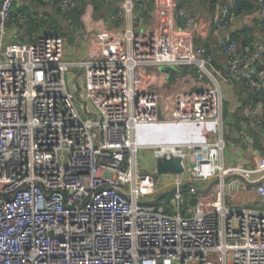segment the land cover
<instances>
[{"label": "built area", "instance_id": "built-area-1", "mask_svg": "<svg viewBox=\"0 0 264 264\" xmlns=\"http://www.w3.org/2000/svg\"><path fill=\"white\" fill-rule=\"evenodd\" d=\"M18 0H0V264H264V162L225 165L216 141H157L140 145L143 125L212 123L220 129V71L202 46L180 49L178 27L194 38V21L173 0H116L111 19L90 36L81 20V58L65 61L66 36L22 41L8 34ZM209 1V0H207ZM72 30L76 0H56ZM260 16L264 19V0ZM242 12L222 6L214 21L224 31ZM241 56L226 36L221 51L229 78L253 87L248 106L264 127V39ZM144 66L170 67L169 92L138 89ZM81 75L83 87L68 84ZM192 69L196 81H187ZM180 157L183 171L140 169L137 151ZM167 182V181H166ZM209 190L182 202L185 184ZM169 193V194H168ZM159 200L155 201L159 196ZM244 195L248 204L240 203ZM165 196L167 199L162 200Z\"/></svg>", "mask_w": 264, "mask_h": 264}, {"label": "crops", "instance_id": "crops-1", "mask_svg": "<svg viewBox=\"0 0 264 264\" xmlns=\"http://www.w3.org/2000/svg\"><path fill=\"white\" fill-rule=\"evenodd\" d=\"M158 2L159 0H154ZM233 0H173L175 13L179 9H185L189 17L194 21V38L187 40L182 34V24L176 21L178 27V46L180 49H193L196 46L209 48L213 55V64L220 71L216 82L222 97L223 109L220 129L212 123L214 134L201 130L203 124H178L157 126L166 137H171L170 142L189 141L206 142L216 141L221 138L225 142L222 151V159L225 165H234L239 162L246 163L249 167H257L264 162V127L262 129L253 125L249 119L248 106L255 96L253 87H246L235 78H229L226 66V57L221 51V41L226 36L235 39L239 44V54L247 56L250 53L249 41L264 39V19L260 16L261 4L259 0H243L250 4V8L243 11L241 16L234 20L224 31L217 30L214 21L219 10ZM56 0H18L13 9L18 12L15 22L8 25L9 34L18 33L22 41H29L40 34L47 32L49 27L62 28L64 35L70 34L71 27L66 20V15L57 9ZM117 7L116 0H103L102 8L98 11L87 2L79 11L77 22L81 20L86 29L89 28L90 36H94V30L98 26H118V20L111 19ZM39 26V29L37 28ZM75 36V35H74ZM67 39L65 48L68 46ZM76 60L82 53L77 44L72 43ZM165 68L167 70H165ZM187 81L194 83L197 79L192 69L185 73ZM178 77L170 67L149 66L139 72L135 81L138 89H154L158 93L169 92V85L164 86L165 81L173 82ZM264 110V107H263ZM180 126L183 133H178L176 127ZM174 138V140H173ZM207 184H201L199 188ZM202 189V188H201ZM250 196L244 195L247 202ZM248 203V202H247Z\"/></svg>", "mask_w": 264, "mask_h": 264}, {"label": "rangeland", "instance_id": "rangeland-1", "mask_svg": "<svg viewBox=\"0 0 264 264\" xmlns=\"http://www.w3.org/2000/svg\"><path fill=\"white\" fill-rule=\"evenodd\" d=\"M75 25L77 26V28L75 30H70V34L77 36V35H79V31H80V28L78 27L79 23L77 21H75ZM8 34H9V32H8ZM72 46H73L72 44H68V46L65 48L64 58H63L65 61L73 62L76 60V57L70 48ZM67 78H68V84H69L71 89H72L73 83H77V86L80 89H82L83 79H82L81 75L76 77V73H75L74 69H71V72L68 73ZM200 126H201V130L204 132H209L211 134L215 133V130H214V127L212 124H203ZM169 127H171V126H169ZM176 130L178 133L184 132L181 130L180 126H177ZM156 135H159L163 142L171 141L170 139H172L171 137H166L161 131H159L157 126L143 125V126L139 127L138 132H137L138 143L140 145L151 144V143L158 140L155 137ZM173 140H174V138H173ZM137 162H138V166L140 169L144 170L145 172H153L155 158L153 157V153H152L151 148H148L146 146L140 147L137 151ZM166 178H167L166 176L161 175L157 178V180H159V183H166L165 185H167L170 182L168 179L166 180ZM239 201L241 204H244V205L248 204L247 202H245L244 198H241ZM182 202L184 204L187 203V200L185 199L184 193H183Z\"/></svg>", "mask_w": 264, "mask_h": 264}, {"label": "trees", "instance_id": "trees-1", "mask_svg": "<svg viewBox=\"0 0 264 264\" xmlns=\"http://www.w3.org/2000/svg\"><path fill=\"white\" fill-rule=\"evenodd\" d=\"M76 1H77V7H76V10L74 11V13L72 15V17L74 18L75 21L77 20V16L79 15V11H81L83 9V7L85 6V4L87 2H90L94 6L96 11L100 10L102 8V4H103V0H76ZM209 1H211V0H209ZM231 3L235 4V11L237 13L238 12H243V11H245V10H247V9H249L251 7L249 3H246L243 0H233ZM231 3H227L225 5H230ZM13 13H14L13 19H12V21H10V23L15 22L16 18L18 17V15H20L14 9H13ZM37 28L39 29V26ZM47 30L48 31L45 32L44 34L56 33V34H59V35H62V34L64 35V33H65V32H63L62 28H59L57 26L54 27V28H52L50 26L49 29H47ZM251 41H252V39L249 41V43ZM205 49L208 50L210 53H212V51L209 48H205ZM246 87H249V86H246ZM251 98L253 100L251 104H255V103H259L260 102V97H259V94L257 92H255V96L251 97ZM251 104H249V105H251ZM183 193L185 195V199L187 200L186 204H192L194 202V200H195L196 194H190V191H189L188 188H185L183 190ZM167 198H168V196H165L162 200L167 199ZM186 204H184V205H186Z\"/></svg>", "mask_w": 264, "mask_h": 264}, {"label": "water", "instance_id": "water-1", "mask_svg": "<svg viewBox=\"0 0 264 264\" xmlns=\"http://www.w3.org/2000/svg\"><path fill=\"white\" fill-rule=\"evenodd\" d=\"M264 5V4H263ZM75 40V36L74 35H68L67 36V42L68 43H73ZM165 70H167L165 68ZM181 158L180 157H170V158H166V157H158L155 158V163H154V173L152 174V176L154 178H157L161 175H175V174H180L183 171V167H182V163H181ZM212 185H210L207 189H201L198 186L194 185L193 183L190 184H185L182 189L186 188V187H191L195 193L197 194H204L206 193L209 188ZM169 194V193H168ZM163 195L159 196L155 201L159 200Z\"/></svg>", "mask_w": 264, "mask_h": 264}]
</instances>
